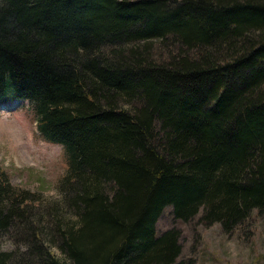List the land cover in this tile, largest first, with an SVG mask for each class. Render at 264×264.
Segmentation results:
<instances>
[{
	"label": "trees",
	"instance_id": "trees-1",
	"mask_svg": "<svg viewBox=\"0 0 264 264\" xmlns=\"http://www.w3.org/2000/svg\"><path fill=\"white\" fill-rule=\"evenodd\" d=\"M16 99L67 170L55 199L0 170V264H176L167 206L226 234L264 215V0H0Z\"/></svg>",
	"mask_w": 264,
	"mask_h": 264
},
{
	"label": "rangeland",
	"instance_id": "rangeland-1",
	"mask_svg": "<svg viewBox=\"0 0 264 264\" xmlns=\"http://www.w3.org/2000/svg\"><path fill=\"white\" fill-rule=\"evenodd\" d=\"M4 106L11 109L0 108V170L7 173L13 186L46 199L58 198V183L67 170L63 147L38 132L30 102L19 100L15 106ZM171 211V206L164 208L156 230L181 229L182 250L176 264H264V215L252 214L243 228L248 233L226 234L217 223L202 227L196 221L177 222ZM0 245L6 251L14 249L10 236L0 237ZM52 250L60 255L56 247Z\"/></svg>",
	"mask_w": 264,
	"mask_h": 264
},
{
	"label": "bare ground",
	"instance_id": "bare-ground-1",
	"mask_svg": "<svg viewBox=\"0 0 264 264\" xmlns=\"http://www.w3.org/2000/svg\"><path fill=\"white\" fill-rule=\"evenodd\" d=\"M10 104H12L13 106H15L17 104V102H13V103H10ZM4 105H8V104H4ZM4 105H1L0 108L4 109L5 108ZM5 109H11V108L7 107Z\"/></svg>",
	"mask_w": 264,
	"mask_h": 264
}]
</instances>
